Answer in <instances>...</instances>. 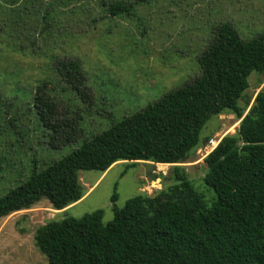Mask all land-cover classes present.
Returning <instances> with one entry per match:
<instances>
[{
	"label": "rangeland",
	"instance_id": "obj_1",
	"mask_svg": "<svg viewBox=\"0 0 264 264\" xmlns=\"http://www.w3.org/2000/svg\"><path fill=\"white\" fill-rule=\"evenodd\" d=\"M117 2L131 8L111 16L108 7ZM224 22L243 39H254L264 32V0H0V83L8 92L0 98V196L35 168L41 171L200 76L199 57ZM12 38L21 51L12 53ZM61 61L80 63L86 101L59 76ZM42 81L50 83L58 117L78 120L70 143L56 139L53 145L34 107V90ZM249 83L241 105L264 87V75L253 72ZM239 126L233 113L212 117L201 131V144L181 164L209 205L216 194L204 182L205 157L213 141L236 134ZM173 167L120 161L104 173L80 171L84 195L77 204L59 211L43 198L0 218V264H49L35 245L39 227L96 210H103V222L109 223L114 208L128 199L173 185Z\"/></svg>",
	"mask_w": 264,
	"mask_h": 264
},
{
	"label": "trees",
	"instance_id": "obj_2",
	"mask_svg": "<svg viewBox=\"0 0 264 264\" xmlns=\"http://www.w3.org/2000/svg\"><path fill=\"white\" fill-rule=\"evenodd\" d=\"M130 8L117 2L108 10L117 16ZM214 34L199 57L200 76L41 171L35 168L0 196V218L43 198L60 211L82 199L80 171L104 173L120 161L174 165L173 185L128 199L114 208L109 223L103 222V210H96L39 227L35 245L49 264H264V87L240 104L251 74L264 75V32L246 40L224 22ZM13 38L12 53L21 51ZM56 68L86 101L80 63L61 61ZM51 89L48 81L35 87L34 107L52 144L58 139L64 145L78 134V120L58 117ZM7 93L0 83V98ZM224 112L233 113L240 126L205 157L204 182L216 194L209 205L181 164L201 144L207 122Z\"/></svg>",
	"mask_w": 264,
	"mask_h": 264
},
{
	"label": "bare ground",
	"instance_id": "obj_3",
	"mask_svg": "<svg viewBox=\"0 0 264 264\" xmlns=\"http://www.w3.org/2000/svg\"><path fill=\"white\" fill-rule=\"evenodd\" d=\"M217 145H218V141H213V142H212V146H213L212 149H214Z\"/></svg>",
	"mask_w": 264,
	"mask_h": 264
},
{
	"label": "crops",
	"instance_id": "obj_4",
	"mask_svg": "<svg viewBox=\"0 0 264 264\" xmlns=\"http://www.w3.org/2000/svg\"><path fill=\"white\" fill-rule=\"evenodd\" d=\"M81 201V200H80ZM78 203V202H77ZM77 203H75V204H77ZM75 204H73V205H75Z\"/></svg>",
	"mask_w": 264,
	"mask_h": 264
}]
</instances>
